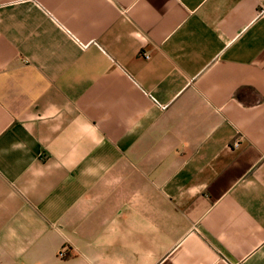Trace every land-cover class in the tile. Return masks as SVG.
<instances>
[{
    "label": "crops",
    "instance_id": "obj_1",
    "mask_svg": "<svg viewBox=\"0 0 264 264\" xmlns=\"http://www.w3.org/2000/svg\"><path fill=\"white\" fill-rule=\"evenodd\" d=\"M0 264H264V0H0Z\"/></svg>",
    "mask_w": 264,
    "mask_h": 264
},
{
    "label": "rangeland",
    "instance_id": "obj_2",
    "mask_svg": "<svg viewBox=\"0 0 264 264\" xmlns=\"http://www.w3.org/2000/svg\"><path fill=\"white\" fill-rule=\"evenodd\" d=\"M64 250H60V252H59V254H58V256H60V258H61V256H63L64 255Z\"/></svg>",
    "mask_w": 264,
    "mask_h": 264
}]
</instances>
